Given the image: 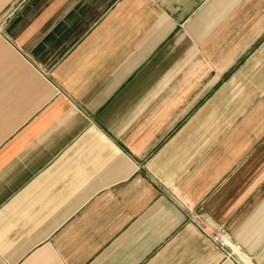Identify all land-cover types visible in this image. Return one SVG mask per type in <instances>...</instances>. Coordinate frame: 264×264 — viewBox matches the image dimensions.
I'll return each instance as SVG.
<instances>
[{"label":"crops","instance_id":"0c3cea01","mask_svg":"<svg viewBox=\"0 0 264 264\" xmlns=\"http://www.w3.org/2000/svg\"><path fill=\"white\" fill-rule=\"evenodd\" d=\"M0 264H264V0H0Z\"/></svg>","mask_w":264,"mask_h":264},{"label":"built area","instance_id":"2783aa9c","mask_svg":"<svg viewBox=\"0 0 264 264\" xmlns=\"http://www.w3.org/2000/svg\"><path fill=\"white\" fill-rule=\"evenodd\" d=\"M208 235L220 248L230 245V234L223 225H219L216 229L211 230Z\"/></svg>","mask_w":264,"mask_h":264}]
</instances>
